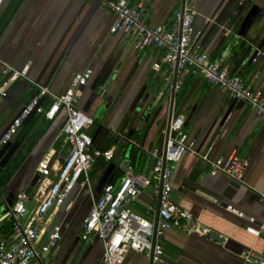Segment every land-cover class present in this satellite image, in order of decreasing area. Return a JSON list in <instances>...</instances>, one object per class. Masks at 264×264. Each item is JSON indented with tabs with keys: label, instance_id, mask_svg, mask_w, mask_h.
Returning a JSON list of instances; mask_svg holds the SVG:
<instances>
[{
	"label": "crops",
	"instance_id": "1",
	"mask_svg": "<svg viewBox=\"0 0 264 264\" xmlns=\"http://www.w3.org/2000/svg\"><path fill=\"white\" fill-rule=\"evenodd\" d=\"M145 2L152 27L169 26L181 7L178 0ZM192 6L194 26L202 32L200 44L208 60L264 94V0H192ZM113 20L102 0H4L0 6V136L34 91L24 79L3 85L7 77L1 74L2 64L18 71L27 68L29 79L56 94L67 90L75 74L90 70L76 107L93 119L92 149L113 155L111 160L99 158L92 168L93 198L104 184L122 182L127 163L138 173H149L151 153L163 150L171 94L168 82L174 76L164 74L160 51H137L131 34L111 33ZM176 81L180 88L175 90L172 118H183L193 145L173 165L172 201L223 241L170 230L163 237L164 258L169 264H245L244 252L264 251V235L248 234V223L227 207L254 217L257 223L264 218L259 200L264 193V122L246 103L237 101L220 125L233 99L185 71L177 73ZM64 121L62 110L53 121L31 116L16 137L19 145L4 168L8 167L0 169V192L8 203L19 192L30 194L27 211L31 216L54 178V173L46 178L38 173L40 162L50 157L56 170L68 154ZM233 153L249 162L243 183L210 176L208 165L199 157L214 161ZM158 204L146 189L130 208L155 222ZM91 206L92 198L80 183L60 208L48 213L40 245L55 232L61 235L58 247L48 255L50 264H100L101 242L96 237L80 238ZM4 214L0 205V218ZM4 226L9 228L10 222ZM123 264H149V258L128 252Z\"/></svg>",
	"mask_w": 264,
	"mask_h": 264
},
{
	"label": "built area",
	"instance_id": "2",
	"mask_svg": "<svg viewBox=\"0 0 264 264\" xmlns=\"http://www.w3.org/2000/svg\"><path fill=\"white\" fill-rule=\"evenodd\" d=\"M3 1L0 0V6ZM102 1L114 15L110 32L131 34L133 48L137 51H160L165 75L185 71L192 76H200L210 86L223 90L231 99L246 103L256 117L264 122V94L253 91L238 74L229 72L205 56L200 44L202 32L194 26L196 13L192 0H184L183 10L179 9L174 13L167 27H152L148 24L145 0ZM257 55L259 56V53ZM2 65L1 74L7 77L3 85L24 79L34 91L0 136V149L13 137L19 136L24 123L31 116L39 115L45 120L53 121L61 110L65 118L62 130L71 147L67 157L56 170H53L50 164V157H45L40 162L38 173L44 178L54 173V178L46 186L41 201L29 219L26 220L30 194L19 192L14 202L8 203L0 192V205L5 209L4 216L0 218V264H50L48 255L58 247L61 235L55 232L46 244L40 245L48 213L60 208L74 187L80 183L86 187L88 195L92 198V206L82 225L80 238L82 241H89L96 237L101 242L103 255L100 264H123L128 252L144 254L148 258L152 252L151 264H169L164 258L163 237L170 230H183L189 236L209 238L211 230L191 212L172 201L173 165L178 163L193 145L188 141L183 118H172L166 147L162 151L154 150L151 153V165L147 175L136 172L134 167L127 163L122 182L118 186L105 184L100 195L93 198L89 184L92 168L99 158L111 160L113 155L111 152L92 149L89 129L93 125V119L76 107L91 71L75 74L67 90L56 94L29 79L27 68L18 71ZM179 88L180 82L176 81L175 90ZM5 95V91H2L1 96ZM199 157L208 165L210 176L222 175L243 183L249 167L245 158L236 153L227 159L214 161L206 155ZM146 189H150L153 196L159 199L156 224L138 216L130 208ZM259 200L264 208V193L259 195ZM227 211L246 221V232L254 238L264 235V218L257 223L254 217L236 208L230 206ZM8 221L10 227L5 228L4 225ZM242 258L245 264H264V251L248 250L243 253Z\"/></svg>",
	"mask_w": 264,
	"mask_h": 264
},
{
	"label": "water",
	"instance_id": "3",
	"mask_svg": "<svg viewBox=\"0 0 264 264\" xmlns=\"http://www.w3.org/2000/svg\"><path fill=\"white\" fill-rule=\"evenodd\" d=\"M183 4H184V0H182V2H181V7H180L181 11L183 10ZM176 80H177V72L175 71L172 80L168 82V84L170 85V93L171 94H170V102H169V106H168V114H167L163 149H165V147H166V142H167L168 135H169L170 122H171L172 114H173V99H174V95H175ZM236 102L237 101L235 99L232 100L231 104L227 108V110H226V112H225V114H224V116L220 122V125H223L226 118L228 117V115L232 111L233 107L235 106ZM18 145H19V143L16 141V137H13L7 144H5L0 149V169H3L5 167L8 160L10 159V157L13 155V153L17 149ZM66 146L68 147V149H70V147H71L70 142L68 140L66 142ZM66 157H67V154L64 155V158H66ZM158 202H159V199H158ZM158 208H159V204H158V207H157L156 213H155V224H156L157 219H158ZM209 239L216 241V242H222L223 241V238L220 237V235L214 231H210ZM152 244H154V234H153V238H152ZM151 263H152V252L149 255V264H151Z\"/></svg>",
	"mask_w": 264,
	"mask_h": 264
},
{
	"label": "rangeland",
	"instance_id": "4",
	"mask_svg": "<svg viewBox=\"0 0 264 264\" xmlns=\"http://www.w3.org/2000/svg\"><path fill=\"white\" fill-rule=\"evenodd\" d=\"M20 149H21V148H20ZM68 151H69V149H67V152H68ZM15 157H16V156H15ZM15 157H14V158H15ZM7 167H8V166H7ZM7 167H6V168H7ZM6 168L2 169L1 171L6 170ZM50 177H52V175H50ZM30 216H31V213H29V214L27 215L26 220L29 219Z\"/></svg>",
	"mask_w": 264,
	"mask_h": 264
},
{
	"label": "trees",
	"instance_id": "5",
	"mask_svg": "<svg viewBox=\"0 0 264 264\" xmlns=\"http://www.w3.org/2000/svg\"><path fill=\"white\" fill-rule=\"evenodd\" d=\"M131 165H132V164H131ZM117 167H118V166H116V165H115V169H117ZM110 183L112 184V183H113V181H111ZM8 223H9V221H8Z\"/></svg>",
	"mask_w": 264,
	"mask_h": 264
}]
</instances>
